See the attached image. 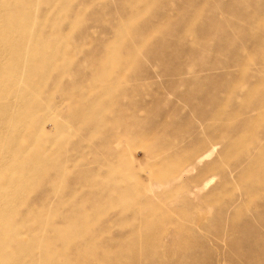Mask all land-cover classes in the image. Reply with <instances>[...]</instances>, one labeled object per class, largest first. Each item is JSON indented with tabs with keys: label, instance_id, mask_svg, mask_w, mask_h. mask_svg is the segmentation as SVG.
Returning a JSON list of instances; mask_svg holds the SVG:
<instances>
[{
	"label": "rangeland",
	"instance_id": "obj_1",
	"mask_svg": "<svg viewBox=\"0 0 264 264\" xmlns=\"http://www.w3.org/2000/svg\"><path fill=\"white\" fill-rule=\"evenodd\" d=\"M0 264H264V0H0Z\"/></svg>",
	"mask_w": 264,
	"mask_h": 264
}]
</instances>
